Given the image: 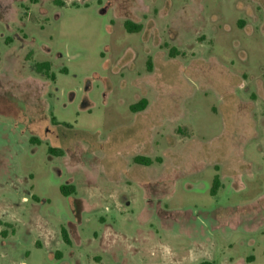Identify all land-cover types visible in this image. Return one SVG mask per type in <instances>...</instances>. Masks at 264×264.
<instances>
[{
	"label": "rangeland",
	"instance_id": "rangeland-1",
	"mask_svg": "<svg viewBox=\"0 0 264 264\" xmlns=\"http://www.w3.org/2000/svg\"><path fill=\"white\" fill-rule=\"evenodd\" d=\"M212 231L264 264V0H0V264H196Z\"/></svg>",
	"mask_w": 264,
	"mask_h": 264
},
{
	"label": "crops",
	"instance_id": "crops-1",
	"mask_svg": "<svg viewBox=\"0 0 264 264\" xmlns=\"http://www.w3.org/2000/svg\"><path fill=\"white\" fill-rule=\"evenodd\" d=\"M207 240L205 243V246L200 248L197 247H192L191 254L193 260L196 262V264H233L234 260L232 258L226 257V255H223L222 257L217 256V249H218V242L215 237V231L212 232H207L206 233ZM104 240L107 238V240H117L116 238L113 237V233L108 230L107 232L103 233ZM41 241H43L41 239ZM71 243H73L71 241ZM44 247V242H42V248ZM232 247V245H230ZM119 248L116 243L108 242L106 246V250L104 254L110 252L112 255L116 252V250ZM56 251L60 252L61 256V251L57 249ZM171 254L174 252V250H170ZM63 254V253H62ZM225 254V253H223ZM58 258V257H57ZM62 260V257H59ZM247 262V261H246ZM24 264V263H23Z\"/></svg>",
	"mask_w": 264,
	"mask_h": 264
},
{
	"label": "trees",
	"instance_id": "trees-1",
	"mask_svg": "<svg viewBox=\"0 0 264 264\" xmlns=\"http://www.w3.org/2000/svg\"><path fill=\"white\" fill-rule=\"evenodd\" d=\"M125 28H126V30L129 33H137V32H140V30L142 29L140 25H137V24H135V23H133L131 21H127L125 23ZM175 54H176V50H175V48H172L171 51H170V55L172 57H174ZM35 69H36V71L38 73H44L46 76H48L52 80H55L54 74L51 73V64L49 62L39 63V64L36 65ZM145 104H146V101H143V104L141 106H137L134 109H137L138 111L143 110L144 107H145ZM49 151H50V153L56 154L58 156H61L63 154L62 150H55L53 148H50ZM135 162H137V163H146V164H150L151 163L150 160H147L146 162H144V160L141 159L140 157L136 158ZM219 187H220V180L216 176L214 178V181H213L212 193L215 194L217 192V190L219 189ZM75 192H76V188L74 186H67V185L61 186V193L64 196H70V195L74 194ZM61 234H62L63 241L66 244H70L71 240H70L68 232H67V230L65 228L62 229Z\"/></svg>",
	"mask_w": 264,
	"mask_h": 264
}]
</instances>
